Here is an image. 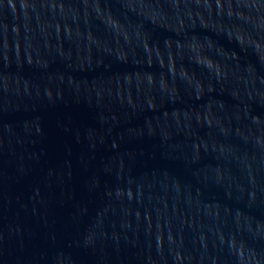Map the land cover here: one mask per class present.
Returning a JSON list of instances; mask_svg holds the SVG:
<instances>
[{
	"label": "water",
	"instance_id": "water-1",
	"mask_svg": "<svg viewBox=\"0 0 264 264\" xmlns=\"http://www.w3.org/2000/svg\"><path fill=\"white\" fill-rule=\"evenodd\" d=\"M0 264H264V0H0Z\"/></svg>",
	"mask_w": 264,
	"mask_h": 264
}]
</instances>
